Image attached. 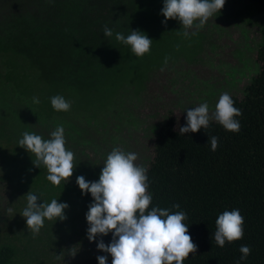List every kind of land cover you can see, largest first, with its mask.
I'll return each mask as SVG.
<instances>
[{
    "label": "trees",
    "instance_id": "obj_1",
    "mask_svg": "<svg viewBox=\"0 0 264 264\" xmlns=\"http://www.w3.org/2000/svg\"><path fill=\"white\" fill-rule=\"evenodd\" d=\"M26 3L36 7H25ZM163 3L0 0V183L7 187L0 184V202L5 207H12L21 216L30 192L38 196V204L57 199L58 203L74 201L80 210L88 209L92 197L82 195L63 180L54 186L47 180L46 167H36L34 154L18 142L24 132L51 139L42 128H57L68 119V111L53 109L51 97L63 96L74 114L89 111L96 117L99 111L112 108L126 85L139 86L137 82L151 68L149 64L145 70L142 67L145 58H159L162 64L173 59L177 51L172 54L169 45L176 38L179 23L176 19L161 23L165 19L161 14ZM37 6H42V16ZM243 13L257 17L256 60L260 69L244 86L241 98L231 95L234 106L242 111V116L236 117L240 131L229 132L210 121L207 129L181 135L169 112L154 132L153 157L146 168L148 192L152 194L149 210L159 207L186 213L187 234L197 251L190 253L183 264H264V0H225L215 14L227 18L231 14L242 17ZM105 26L112 30L111 37L104 35ZM131 30H139L153 41L149 53L137 57L129 45L115 39L116 33L127 37ZM34 97L40 102L34 103ZM42 121L47 125L43 123L42 127ZM64 136L65 141L79 142L67 129ZM211 136L219 138L214 152L208 143ZM173 204L180 207L173 208ZM237 208L244 217V236L220 248L213 239L215 221L224 211ZM2 222L8 225L0 231L1 240L12 242L0 241V264H44L48 257L56 256L58 241L50 236L45 224L34 236L25 229L26 218L22 216L14 219L19 227L11 225L6 216L0 217V225ZM83 227L79 225L82 232H87L88 223L86 229ZM74 234H78V228ZM71 238L74 242V235ZM112 239L111 232L99 235L92 241V252L84 242L86 255L74 264H98V256H106V264H112L111 255L97 249L98 242L107 245ZM39 243L41 249L36 246ZM241 245L251 248L246 260L239 259Z\"/></svg>",
    "mask_w": 264,
    "mask_h": 264
},
{
    "label": "rangeland",
    "instance_id": "obj_2",
    "mask_svg": "<svg viewBox=\"0 0 264 264\" xmlns=\"http://www.w3.org/2000/svg\"><path fill=\"white\" fill-rule=\"evenodd\" d=\"M30 6L31 4L26 3L25 7ZM37 7L42 16V6ZM255 15L243 13L240 17L231 14L226 18L214 14L200 29H185L177 20L179 25L175 33L176 38L174 37L169 45L172 54L173 50L177 51L173 59L162 64L159 58H145L142 67L145 70L149 64L151 68L142 80L137 82L139 86L126 85L124 92L115 98L112 108L99 111L96 117H92L89 111L74 114L70 108L65 115L68 119L62 120L60 126L67 129L79 142L72 139L66 141V149L74 154L75 167L73 175L67 182L63 180L64 183L77 190L78 176H83L88 182L98 181L108 154L115 148L125 153H136L138 158L135 163L147 168L153 157L154 132L169 112L174 118V128L178 130L187 123L188 110L207 102L212 114L220 95L225 92L241 98L244 86L260 69L256 60L259 24L255 21ZM185 31L189 32L188 36L183 34ZM154 56L160 57L157 53H154ZM157 64L159 67H153ZM43 123L47 125L42 121V127ZM103 124L105 125L102 126ZM51 127L53 126L47 125V128H42L46 130V136H51L56 130ZM0 184L7 189L6 185ZM79 191L81 192L80 189ZM87 194L91 197L90 193ZM1 196L3 195L0 194V200ZM74 203H66L68 208L64 210V220L45 219L46 230L58 241V249L56 256L48 257L44 264L80 262L87 252L84 250V242L88 245L87 249L93 251L94 245L88 240L87 232L79 229V225L84 226L83 229L87 226L88 209L80 210ZM6 208L0 202V217L6 216L11 225L21 226L14 224V219L21 217L16 215L19 213L14 212L10 206ZM8 209L12 211L9 212ZM7 225L2 222L0 231L6 230ZM77 228L82 238L74 234ZM73 235L74 242L71 241ZM0 241L12 242L7 238L2 241L1 237ZM36 246L42 248L40 243ZM40 249L38 251H42ZM38 257L42 260V256Z\"/></svg>",
    "mask_w": 264,
    "mask_h": 264
},
{
    "label": "clouds",
    "instance_id": "obj_3",
    "mask_svg": "<svg viewBox=\"0 0 264 264\" xmlns=\"http://www.w3.org/2000/svg\"><path fill=\"white\" fill-rule=\"evenodd\" d=\"M224 4L225 0H164L161 14L165 19L161 23L176 19L185 29H200ZM183 34L188 36L189 32ZM104 35L111 37L113 32L105 26ZM115 39L129 45L137 57L149 53L153 42L139 30H131L127 37L116 33ZM33 102L40 101L34 97ZM51 105L58 112H67L71 107L60 95L51 97ZM239 116H242L241 109L234 106L232 97L225 92L220 95L212 114L207 102L188 110L187 124L179 128V133L184 135L195 133L201 128L207 129L212 120L226 131L238 133L241 125L236 117ZM50 135L51 139L45 140L40 135L24 132L18 143L34 154L36 159L33 164L36 167H46L47 180L59 186L62 180L67 182L73 175L74 154L65 147L63 126H57ZM208 143L214 152L219 146V138L208 137ZM137 158L136 153H125L115 148L108 154L98 181L88 182L83 176L76 178L81 194L90 193L93 198L86 213L89 225L87 238L91 242L98 235L112 233L111 243H97L98 250L111 255L112 264H183L190 253L197 251V246L187 234L188 227L184 223L187 215L183 211L170 212L169 209L159 207H151L149 210L152 194L148 192L147 169L135 163ZM38 200L37 195L28 192L27 207L21 215L26 218V226L34 236L39 234L45 219L64 220V210L68 208L66 203H58L57 199L48 204H38ZM172 207L178 209L180 205L173 204ZM215 225L213 239L220 248L226 242L231 243L244 236V217L238 208L224 211L217 217ZM239 252V259L246 260L251 254V248L241 245ZM97 261L98 264H106L107 257L98 256Z\"/></svg>",
    "mask_w": 264,
    "mask_h": 264
}]
</instances>
